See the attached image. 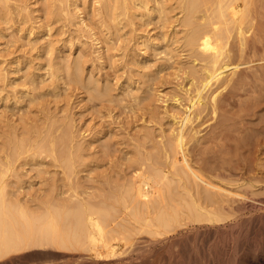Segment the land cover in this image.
<instances>
[{
	"label": "rangeland",
	"instance_id": "rangeland-1",
	"mask_svg": "<svg viewBox=\"0 0 264 264\" xmlns=\"http://www.w3.org/2000/svg\"><path fill=\"white\" fill-rule=\"evenodd\" d=\"M126 1L0 0V178L5 202L19 200L29 212L42 213L45 200L64 199L74 189L87 197L108 192L114 183L129 179L138 163L146 169L170 163L176 118L188 109L204 62L184 46L187 0H146L150 10L139 6L140 0ZM200 2L191 13L194 25L204 26L202 19H216V4ZM263 3L255 12L241 3L250 16L245 19L255 22L244 27L249 38L257 21L264 20ZM233 40L228 49L237 44ZM233 56L235 62H250L239 73L224 72L231 80L216 95L224 101L223 109L213 114L203 104L195 107L186 128L187 146L198 151L224 142L213 131L219 112L234 117L245 105L228 127L231 138L242 141L238 158H231L235 172L220 166L218 152L209 155L207 165L216 180L264 197V41L241 57ZM215 87L205 91L206 101ZM225 142L232 147L233 141ZM244 158L251 167L249 181L240 175Z\"/></svg>",
	"mask_w": 264,
	"mask_h": 264
},
{
	"label": "bare ground",
	"instance_id": "bare-ground-1",
	"mask_svg": "<svg viewBox=\"0 0 264 264\" xmlns=\"http://www.w3.org/2000/svg\"><path fill=\"white\" fill-rule=\"evenodd\" d=\"M197 1L187 0L188 13L183 24L189 31L183 38L187 51L204 63L199 84L188 99V109L176 118L177 130L168 146L170 165H151V169H146L138 163L129 179L114 183L108 192L87 197L74 187L75 192L71 191L64 199L45 200L42 213L29 212L23 204L19 205V200L18 204L5 202L0 178V264H264V197L216 180L211 174V164L207 165L209 155L218 152L220 166L232 172L231 158H238L242 141L231 138L228 127L234 117H240L245 105L234 117L219 112V120L215 118L219 122L214 134L233 141L231 148L224 141L195 151L187 146L186 139V128L193 120L195 107L203 104L213 114L224 108V101L216 99L221 92L217 90L231 80L224 74L234 73L250 62H235V54L241 57L264 41L261 23L264 20L257 21L259 27L253 31L252 38L245 34L247 27H244L254 20L245 19L247 12L241 5L252 10L264 0H213L216 19H202L204 26L194 25L191 12L195 11ZM139 4L150 10L146 0H140ZM234 38L237 44L228 49L229 39L234 41ZM214 83L216 87L209 91L206 101L204 93ZM243 160L245 171L239 173L249 181L250 163L247 158ZM69 184H66L68 189L72 187Z\"/></svg>",
	"mask_w": 264,
	"mask_h": 264
}]
</instances>
